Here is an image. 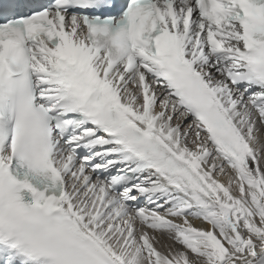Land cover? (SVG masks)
Instances as JSON below:
<instances>
[{"label": "snow or ice", "instance_id": "1", "mask_svg": "<svg viewBox=\"0 0 264 264\" xmlns=\"http://www.w3.org/2000/svg\"><path fill=\"white\" fill-rule=\"evenodd\" d=\"M0 264H264V0H0Z\"/></svg>", "mask_w": 264, "mask_h": 264}]
</instances>
